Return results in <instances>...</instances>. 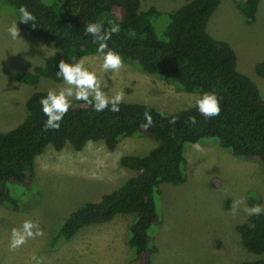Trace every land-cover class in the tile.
I'll return each mask as SVG.
<instances>
[{
  "label": "trees",
  "instance_id": "trees-1",
  "mask_svg": "<svg viewBox=\"0 0 264 264\" xmlns=\"http://www.w3.org/2000/svg\"><path fill=\"white\" fill-rule=\"evenodd\" d=\"M222 2L191 0L163 14L156 8L143 11L141 0H0V11L10 6L17 17L19 7L26 6L36 17V26L21 22L20 28L58 50L34 72L18 74L16 79L22 84L37 86L41 78L62 82L56 75L60 60L73 63L75 58L100 55L98 45L92 42L91 35H85L84 27L89 22L102 21L105 28L110 23L119 25V33L107 43L124 62L188 93L215 92L221 107L218 116L206 119L196 106L167 113L147 104L122 102L119 112H95L85 103L71 101L60 129L45 131L47 116L40 100L47 92H36L26 103L25 121L14 130L0 132V206L19 209L13 187L29 195L34 192L36 159L49 147L61 152L70 145L80 152L90 142H104L113 152L125 138L146 137L158 143L154 150L120 160L122 168L134 173L132 178L103 195L99 202L86 203L73 211L52 238L50 247L71 241L85 227L110 222L117 215L135 214L127 238L133 256L126 264H152L158 253L155 231L163 224L159 209L161 187L187 182V145L213 140L235 157L258 161L264 168V98L257 84L239 71L233 47L215 39L208 29ZM260 2L237 3L248 24L256 22ZM116 16L119 23L115 22ZM162 18H167V24L159 36L155 23ZM256 73L264 77V63L257 65ZM146 110L153 117V125L147 130L140 127ZM193 116L195 125L188 122ZM173 117L177 121L174 125L169 123ZM238 230L247 251L263 256L264 213L250 216ZM239 264H264V258Z\"/></svg>",
  "mask_w": 264,
  "mask_h": 264
},
{
  "label": "rangeland",
  "instance_id": "rangeland-1",
  "mask_svg": "<svg viewBox=\"0 0 264 264\" xmlns=\"http://www.w3.org/2000/svg\"><path fill=\"white\" fill-rule=\"evenodd\" d=\"M141 1L143 11L156 8L170 14L191 0ZM243 1L223 0L209 24V32L215 39L229 41L237 54L239 71L257 84L264 98V77L256 73L257 65L264 63V0L253 24L245 21L237 7ZM15 12L10 6L0 11V132L14 130L25 121L31 95L64 86L63 81L46 78H41L37 86L16 79L18 74L34 72L58 50L21 29ZM114 19L119 23L117 16ZM14 21L20 29L17 39L7 31ZM166 24L167 18L155 23L159 36ZM81 58L102 83L106 82L103 90L108 96L123 91V102L175 113L196 106L200 96L148 75L132 63L124 62L119 72H103L100 55L75 58L73 63ZM72 101L84 104L74 98ZM215 143L206 140L187 145V182L162 185L159 209L163 224L155 231L158 253L152 264H239L264 258L247 251L238 230L250 217L242 210L245 205L264 206V168L258 161L237 158ZM157 146L156 141L136 136L123 139L113 152L104 142H90L80 152L70 145L61 152L49 147L36 159L34 192L29 195L13 187L19 209L0 206V264H35L33 254L43 258L42 264H126L133 256L127 238L135 214L117 215L110 222L85 227L71 241L54 248L50 243L73 211L86 203L99 202L103 195L132 178L134 173L120 165L122 157L143 156ZM239 199L244 203L233 216V202ZM25 220L38 223L43 235L10 251L11 230L21 227Z\"/></svg>",
  "mask_w": 264,
  "mask_h": 264
},
{
  "label": "clouds",
  "instance_id": "clouds-1",
  "mask_svg": "<svg viewBox=\"0 0 264 264\" xmlns=\"http://www.w3.org/2000/svg\"><path fill=\"white\" fill-rule=\"evenodd\" d=\"M19 14L21 22L28 24L31 22L33 27L36 26V17L27 10V7L21 5L19 7ZM9 35L13 39L19 37L20 29L17 22L14 21L7 29ZM120 31L119 25L110 23L108 28H105L102 21L89 22L84 27L85 35L92 36V42L97 44V53L102 58L101 71L103 72H119L124 67L123 58L119 53L109 48L108 41L113 34H118ZM59 70L56 75L61 77L64 86L57 89H49L47 95L42 97L40 104L42 111L47 120L44 122V130H59L64 116L72 107V99L83 101L86 105L91 107L95 112H103L106 109L112 112H119L120 104L124 101L123 91H117L111 97L108 96L103 88L107 87L106 82L98 78L96 72L90 71L85 66L83 58L76 60L74 63H68L60 60L58 64ZM198 112L206 119H211L218 116L221 112L220 101L215 92H203L195 101ZM110 106V107H109ZM144 122L140 127L147 130L153 125V117L146 110L143 114ZM176 118L173 117L169 121L170 124H175ZM188 122L191 125L197 124L196 117H189ZM243 199L233 202L232 212L236 216L241 210L240 206L243 204ZM246 215H260L264 213V206L254 204L251 207L245 205L242 209ZM254 227V225H251ZM43 235L39 224L32 220H25L21 227L12 228L10 236L9 250L15 251L27 243L28 239ZM35 264H42L43 258H38L35 254L31 257Z\"/></svg>",
  "mask_w": 264,
  "mask_h": 264
},
{
  "label": "crops",
  "instance_id": "crops-1",
  "mask_svg": "<svg viewBox=\"0 0 264 264\" xmlns=\"http://www.w3.org/2000/svg\"><path fill=\"white\" fill-rule=\"evenodd\" d=\"M212 20V19H211ZM246 21V20H245ZM210 23H211V21H210ZM210 26V25H209ZM208 29H209V27H208ZM227 42V41H226ZM229 42V41H228Z\"/></svg>",
  "mask_w": 264,
  "mask_h": 264
}]
</instances>
